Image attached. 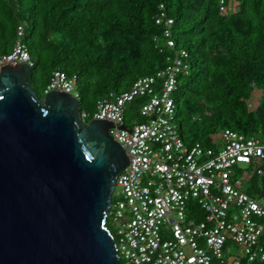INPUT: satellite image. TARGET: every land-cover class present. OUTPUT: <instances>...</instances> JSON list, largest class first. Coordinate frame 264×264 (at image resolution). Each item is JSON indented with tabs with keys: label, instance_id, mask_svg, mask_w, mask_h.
<instances>
[{
	"label": "trees",
	"instance_id": "obj_1",
	"mask_svg": "<svg viewBox=\"0 0 264 264\" xmlns=\"http://www.w3.org/2000/svg\"><path fill=\"white\" fill-rule=\"evenodd\" d=\"M219 1L0 0V55L11 50L19 25L30 85L41 97L52 70L74 76L84 123L108 91L126 90L176 57L185 68L170 95L172 122L185 145L198 141L215 149L212 136L224 128L264 139V0H221L224 11ZM144 100L123 106L124 126L145 121L138 110ZM237 171L234 166L232 181ZM244 190L264 195V175L250 173ZM186 214L203 216L193 200ZM104 225L115 240L110 214Z\"/></svg>",
	"mask_w": 264,
	"mask_h": 264
},
{
	"label": "built area",
	"instance_id": "obj_2",
	"mask_svg": "<svg viewBox=\"0 0 264 264\" xmlns=\"http://www.w3.org/2000/svg\"><path fill=\"white\" fill-rule=\"evenodd\" d=\"M21 35L17 25L0 65H30ZM184 68L174 57L152 75L136 78L128 89L108 91L91 113L90 119L111 123L108 134L127 157L111 190L118 188L117 197L107 208L118 258L122 264H264V242H258L264 232V195L252 197L238 179L230 178L240 163L253 166L246 176L264 175V139L224 128L215 149L198 141L185 145L172 122L170 96L175 76ZM73 83L74 76L52 70L42 93L60 90L76 98ZM140 96L145 100L138 110L145 121L124 126L129 133L117 128L123 126V106ZM85 117L78 111L80 120ZM189 200L203 213L201 219L187 216Z\"/></svg>",
	"mask_w": 264,
	"mask_h": 264
},
{
	"label": "water",
	"instance_id": "obj_3",
	"mask_svg": "<svg viewBox=\"0 0 264 264\" xmlns=\"http://www.w3.org/2000/svg\"><path fill=\"white\" fill-rule=\"evenodd\" d=\"M28 71L0 65V264H122L104 225L127 164L113 126L79 120L68 93L39 97Z\"/></svg>",
	"mask_w": 264,
	"mask_h": 264
},
{
	"label": "rangeland",
	"instance_id": "obj_4",
	"mask_svg": "<svg viewBox=\"0 0 264 264\" xmlns=\"http://www.w3.org/2000/svg\"><path fill=\"white\" fill-rule=\"evenodd\" d=\"M256 100H257V94L255 93L253 97L250 98L249 100V106H254L256 104ZM216 135V134H215ZM215 135L212 136V138H215ZM218 147V146H217ZM237 168H239V171H237L235 173V177L243 184V188H244V181L246 179V173H249L251 170L253 171V166L252 165H245L243 163H240L237 165ZM239 173V174H237ZM117 191H118V188L117 187H114L113 189V192L111 194V199L114 200L116 199L117 197ZM113 232H115V229L113 228ZM229 251H233V246L229 245Z\"/></svg>",
	"mask_w": 264,
	"mask_h": 264
},
{
	"label": "crops",
	"instance_id": "obj_5",
	"mask_svg": "<svg viewBox=\"0 0 264 264\" xmlns=\"http://www.w3.org/2000/svg\"><path fill=\"white\" fill-rule=\"evenodd\" d=\"M218 139H219V137H218V133L215 135V138H213V140H215V142L217 143V144H219V141H218ZM243 185V184H242Z\"/></svg>",
	"mask_w": 264,
	"mask_h": 264
},
{
	"label": "clouds",
	"instance_id": "obj_6",
	"mask_svg": "<svg viewBox=\"0 0 264 264\" xmlns=\"http://www.w3.org/2000/svg\"><path fill=\"white\" fill-rule=\"evenodd\" d=\"M222 2V1H221ZM222 5H223V3H222ZM224 8H225V6H224ZM225 10V9H224ZM29 67V66H28ZM44 94L42 93V96H43ZM71 95V94H70ZM79 119V118H78ZM80 120V119H79Z\"/></svg>",
	"mask_w": 264,
	"mask_h": 264
}]
</instances>
